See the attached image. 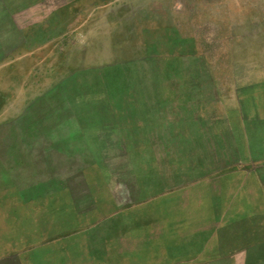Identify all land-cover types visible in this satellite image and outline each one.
<instances>
[{"label":"rangeland","instance_id":"rangeland-1","mask_svg":"<svg viewBox=\"0 0 264 264\" xmlns=\"http://www.w3.org/2000/svg\"><path fill=\"white\" fill-rule=\"evenodd\" d=\"M253 158L264 0H0V264H264Z\"/></svg>","mask_w":264,"mask_h":264},{"label":"crops","instance_id":"crops-1","mask_svg":"<svg viewBox=\"0 0 264 264\" xmlns=\"http://www.w3.org/2000/svg\"><path fill=\"white\" fill-rule=\"evenodd\" d=\"M252 153V152H251ZM264 159H262L260 161V159H256V158H253L250 160V163L247 164L248 166H251L252 168L251 169H257V166L264 163L263 161ZM250 170V169H249ZM244 171H247V170H244ZM254 215H257V214H252L250 216H254ZM250 219H253L251 217H246L245 219H243V221H247V220H250ZM247 229V228H246ZM246 229H243L242 231L241 230H235V231H232V230H228L226 229V232H223V238H222V245L221 246H255V243L254 245H250V243L248 244H245V241L247 239H249V234L247 233V230ZM209 234L212 236V230L210 229L209 230ZM248 235V236H247ZM243 236V237H242ZM229 240L231 241V243L229 244ZM188 246H201V245H198L196 244L193 240L189 242V245ZM203 246H212V243H204ZM112 248H115V246H111Z\"/></svg>","mask_w":264,"mask_h":264}]
</instances>
